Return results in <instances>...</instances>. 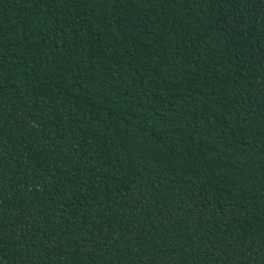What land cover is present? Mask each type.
Here are the masks:
<instances>
[{"label": "trees", "instance_id": "obj_1", "mask_svg": "<svg viewBox=\"0 0 264 264\" xmlns=\"http://www.w3.org/2000/svg\"><path fill=\"white\" fill-rule=\"evenodd\" d=\"M0 264H264V0H0Z\"/></svg>", "mask_w": 264, "mask_h": 264}]
</instances>
